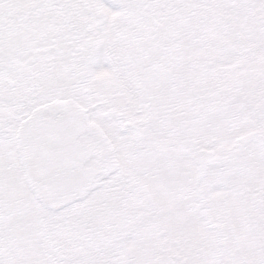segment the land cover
I'll list each match as a JSON object with an SVG mask.
<instances>
[{
    "label": "snow or ice",
    "instance_id": "obj_1",
    "mask_svg": "<svg viewBox=\"0 0 264 264\" xmlns=\"http://www.w3.org/2000/svg\"><path fill=\"white\" fill-rule=\"evenodd\" d=\"M0 264H264V0H0Z\"/></svg>",
    "mask_w": 264,
    "mask_h": 264
}]
</instances>
